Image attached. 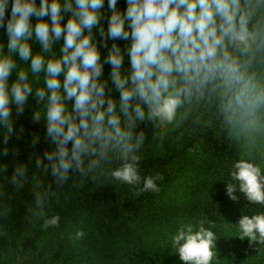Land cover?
Segmentation results:
<instances>
[{
	"label": "clouds",
	"instance_id": "1",
	"mask_svg": "<svg viewBox=\"0 0 264 264\" xmlns=\"http://www.w3.org/2000/svg\"><path fill=\"white\" fill-rule=\"evenodd\" d=\"M124 2L121 9L119 0H0L7 35L0 40V157L9 153L30 96L31 120H43V139L53 146L35 159L43 176L32 177V218L41 217L45 229L60 224L59 214L44 216L55 194L45 186L48 175L57 188L78 174L133 186L135 196L158 192L162 177L139 171L146 140L139 125L151 122L163 139L209 113L242 146L228 196L264 206V165L253 158L264 147V0ZM39 141L34 133L31 146ZM6 169L0 164V173ZM27 171L26 163L17 164L10 182L22 187ZM205 223H180L171 235L184 264H214L218 237ZM234 225L241 240L264 243V212L244 211Z\"/></svg>",
	"mask_w": 264,
	"mask_h": 264
},
{
	"label": "trees",
	"instance_id": "2",
	"mask_svg": "<svg viewBox=\"0 0 264 264\" xmlns=\"http://www.w3.org/2000/svg\"><path fill=\"white\" fill-rule=\"evenodd\" d=\"M118 7H125L124 0H119ZM108 43L110 45L112 41ZM119 43L123 45L122 41ZM17 60L21 63L19 58ZM105 71L106 65L104 75ZM115 95L118 96L117 93ZM35 106L36 100L30 96L29 104L16 120L14 133L8 141L9 153L0 157V164L7 165L6 171L0 173V264H17L16 253L20 246L31 257L28 261L30 264H75L77 254L67 234L71 221L107 233L132 232L148 215L160 209L163 196L183 173H190L196 182V202L205 203L218 220H231L236 224L244 211L248 215L264 212V206L250 205L243 197L234 201L228 196L226 187L231 180L230 168L239 157L241 146L228 137L209 113L201 123L186 122L168 132L163 139L153 132L151 122L139 125L138 130L144 129L146 132V149H142L139 171L142 177L157 174L162 177L157 181L158 192L135 196L133 186L117 185L100 176L81 180L78 174L57 188L53 178L46 176L45 186L51 184L55 194L49 197L44 216L59 214L61 219L58 227L45 229L42 218H32L29 208L35 200L32 177L39 172L35 159L53 146L43 139L44 124L31 120ZM21 127L23 135L18 137L16 132ZM34 133H39L40 141L33 147L31 141ZM149 142L158 146H151ZM2 148L3 144L0 143ZM19 163L28 165V180L17 188L9 178ZM40 176H43L42 172L37 178ZM236 194L239 195L238 190ZM251 245L259 253V261L252 264H264V243L251 242ZM133 257L137 264H160L155 253L142 245L134 249Z\"/></svg>",
	"mask_w": 264,
	"mask_h": 264
},
{
	"label": "rangeland",
	"instance_id": "3",
	"mask_svg": "<svg viewBox=\"0 0 264 264\" xmlns=\"http://www.w3.org/2000/svg\"><path fill=\"white\" fill-rule=\"evenodd\" d=\"M0 40L7 41V35L3 28H0ZM35 48L39 50V44H34V52L37 51ZM104 53L102 49V56ZM18 64L20 63L18 62ZM109 71L110 66L106 65L104 76H107ZM14 79L15 72L9 77L10 83ZM40 122L43 123V120ZM149 145L158 146L154 142H149ZM145 149L146 146H144ZM253 158L264 165V147L254 152ZM196 198V182L190 173H183L163 196L160 209L158 208L153 215H148L132 232L107 233L78 221H71L67 234L77 254L75 264H137L133 252L139 245L151 249L160 264H184L179 259L178 253H175L171 247V235L180 223L201 219L205 220L206 227L209 221L214 224L213 230L218 237L216 241L217 257L214 264L258 262V251L246 238L240 239L235 223L231 220H218L213 210L205 203L198 204ZM77 231L84 233L80 239L74 238ZM16 256L17 264H30L28 261L31 260V257L27 255L22 246L19 247Z\"/></svg>",
	"mask_w": 264,
	"mask_h": 264
}]
</instances>
